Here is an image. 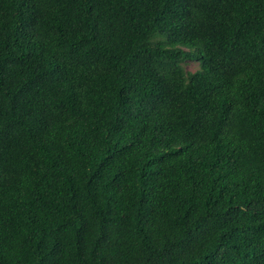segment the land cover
Listing matches in <instances>:
<instances>
[{"label": "trees", "instance_id": "16d2710c", "mask_svg": "<svg viewBox=\"0 0 264 264\" xmlns=\"http://www.w3.org/2000/svg\"><path fill=\"white\" fill-rule=\"evenodd\" d=\"M0 264H264V0H0Z\"/></svg>", "mask_w": 264, "mask_h": 264}, {"label": "rangeland", "instance_id": "374dc122", "mask_svg": "<svg viewBox=\"0 0 264 264\" xmlns=\"http://www.w3.org/2000/svg\"><path fill=\"white\" fill-rule=\"evenodd\" d=\"M194 67L195 65L192 62L187 65L188 70H193Z\"/></svg>", "mask_w": 264, "mask_h": 264}]
</instances>
